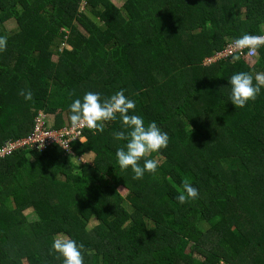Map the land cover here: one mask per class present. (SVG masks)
I'll use <instances>...</instances> for the list:
<instances>
[{"label": "trees", "instance_id": "trees-1", "mask_svg": "<svg viewBox=\"0 0 264 264\" xmlns=\"http://www.w3.org/2000/svg\"><path fill=\"white\" fill-rule=\"evenodd\" d=\"M80 5L0 0V147L31 135L41 112L62 129L75 99L121 90L168 147L147 157L160 162L155 175L133 180L117 164V117L75 155L57 146L0 160V264H62L49 254L59 233L83 244L84 264H264V88L235 108L228 85L264 72V46L253 65L204 64L244 34L264 35V0ZM88 153L93 163L74 162ZM185 179L199 197L181 205Z\"/></svg>", "mask_w": 264, "mask_h": 264}, {"label": "clouds", "instance_id": "clouds-1", "mask_svg": "<svg viewBox=\"0 0 264 264\" xmlns=\"http://www.w3.org/2000/svg\"><path fill=\"white\" fill-rule=\"evenodd\" d=\"M262 46H264V35L244 34L231 42L230 47L236 53L232 60L238 61L240 54L245 50L247 56H256ZM6 47L7 36H0V52L6 51ZM228 85L231 89L229 95L231 104L235 108H244L250 101L254 102L264 88V72H257L254 75L244 71L235 73L228 80ZM18 94L26 100L32 99L30 90L27 92L21 90ZM74 94L70 93V95ZM69 111L71 128L74 131L87 128L93 132V135L102 133L107 122L115 121L119 117L121 130L114 133V139L126 142L115 153L119 169L124 172L130 168L134 174L133 180L143 179L145 173L156 174L160 166L159 160L147 157L166 149L169 136L155 122L145 125L144 119L135 114V102L130 100L123 90L103 98L99 92L88 91L82 99L77 98L70 104ZM189 127L191 128L190 125ZM59 143L64 150L70 152L71 142ZM43 147V143L39 144V149ZM80 160L82 161L83 157ZM141 160H143L142 166ZM198 197V189L185 179L176 197L178 203L183 205ZM82 249L83 244L78 245L75 240L59 233L53 238L49 254L54 255L55 259L62 260V264H84Z\"/></svg>", "mask_w": 264, "mask_h": 264}, {"label": "built area", "instance_id": "built-area-1", "mask_svg": "<svg viewBox=\"0 0 264 264\" xmlns=\"http://www.w3.org/2000/svg\"><path fill=\"white\" fill-rule=\"evenodd\" d=\"M84 9L89 6L90 0H81ZM244 53L240 54V58L242 60H253L257 57H249ZM235 51L230 47L223 54H217L215 57L207 59L204 64H216L224 59H229L235 55ZM87 128L74 131L71 126H67L62 129H53L50 123L49 115L45 112H41L36 119V125L34 127L33 132L25 139L20 140H10L6 142L3 146L0 147V160H5L9 157H12L16 152L20 150H36V151H47L52 147H60L62 150L63 147L60 145V141H68L71 142L70 152L66 151V153L70 155H75L73 151V145L78 142H86L87 137L86 133L89 132ZM58 143H56V141ZM44 144L43 149H39V144ZM39 149V150H38Z\"/></svg>", "mask_w": 264, "mask_h": 264}, {"label": "rangeland", "instance_id": "rangeland-1", "mask_svg": "<svg viewBox=\"0 0 264 264\" xmlns=\"http://www.w3.org/2000/svg\"><path fill=\"white\" fill-rule=\"evenodd\" d=\"M114 1V3L118 6V7H122L124 4H125V0H113ZM80 10L83 12V13H86V14H90V9H89V6L88 7H86L85 9H84V7H83V4L81 3V5H80ZM7 27H8V29L10 30V31H14L16 28H17V25H16V23L13 21V22H9L8 23V25H7ZM256 59V58H255ZM255 59H253V60H246L247 61V63H249V62H252L250 65H253V64H255L256 62L254 61ZM81 159V157L80 158H74V162L75 163H77V164H79V163H93V161H94V159H95V154H93V153H88L87 155H85V156H83V160L81 161L80 160ZM122 193H123V195H127V192L122 188ZM32 211H29V212H27V215H31V216H33V217H35L34 216V214L32 215Z\"/></svg>", "mask_w": 264, "mask_h": 264}, {"label": "crops", "instance_id": "crops-1", "mask_svg": "<svg viewBox=\"0 0 264 264\" xmlns=\"http://www.w3.org/2000/svg\"><path fill=\"white\" fill-rule=\"evenodd\" d=\"M69 49H71V48H69ZM244 62H245V63H247V61H246V60H245Z\"/></svg>", "mask_w": 264, "mask_h": 264}]
</instances>
